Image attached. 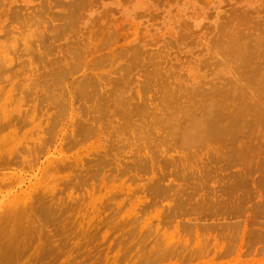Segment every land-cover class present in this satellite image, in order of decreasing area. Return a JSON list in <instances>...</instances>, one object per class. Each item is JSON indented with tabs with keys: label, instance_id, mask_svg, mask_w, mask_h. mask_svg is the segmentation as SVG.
I'll return each mask as SVG.
<instances>
[{
	"label": "rangeland",
	"instance_id": "374dc122",
	"mask_svg": "<svg viewBox=\"0 0 264 264\" xmlns=\"http://www.w3.org/2000/svg\"><path fill=\"white\" fill-rule=\"evenodd\" d=\"M0 138L46 264H264V0H0Z\"/></svg>",
	"mask_w": 264,
	"mask_h": 264
},
{
	"label": "bare ground",
	"instance_id": "6f19581e",
	"mask_svg": "<svg viewBox=\"0 0 264 264\" xmlns=\"http://www.w3.org/2000/svg\"><path fill=\"white\" fill-rule=\"evenodd\" d=\"M255 55V54H254ZM46 76V75H45ZM130 76V74H129ZM124 77H128L127 75H124ZM133 78V76L131 77ZM129 79L130 82L132 81V79ZM128 79V78H127ZM40 80V79H39ZM42 80V79H41ZM120 80V78H119ZM119 80H117L119 82ZM124 80V79H123ZM37 81V80H36ZM122 82V80L120 81ZM125 82V81H124ZM134 82V81H133ZM132 82V83H133ZM39 83V82H38ZM42 83V82H41ZM117 83V82H116ZM115 83V84H116ZM131 83V84H132ZM37 84V83H36ZM122 84V83H121ZM129 84V83H128ZM130 84V86H131ZM124 85V84H122ZM135 85V84H133ZM119 83H117L116 87L118 88ZM125 88L127 89V83L125 84ZM38 87V86H37ZM140 87V85H139ZM44 88V86H43ZM144 88V87H143ZM131 89V88H130ZM129 89V90H130ZM46 90V89H45ZM119 90V89H118ZM133 91V89H132ZM131 91V92H132ZM141 91V90H140ZM27 92V91H26ZM121 92V91H120ZM119 92V94H120ZM24 93V92H23ZM116 93V92H114ZM122 93V92H121ZM161 93L160 91L158 92V94ZM39 94V93H38ZM43 94V93H42ZM112 94V93H111ZM45 95V94H44ZM110 95V94H109ZM113 95V94H112ZM128 95V94H127ZM160 95V94H159ZM158 95V96H159ZM48 96V95H47ZM118 96V94H117ZM116 96V98H117ZM130 96V95H129ZM135 97V96H134ZM162 101L161 102V105H162V111H161V114L163 113V105L165 103V95L162 94ZM119 100V98H117ZM130 99V98H129ZM136 99V98H135ZM138 99V98H137ZM146 99V98H145ZM161 99V98H160ZM41 100V99H40ZM114 100V99H113ZM152 100V99H151ZM150 100V101H151ZM111 101V100H110ZM116 101V99H115ZM140 101V100H139ZM18 102V101H17ZM112 102V101H111ZM117 102V101H116ZM142 102V101H141ZM133 103V102H132ZM140 104V102H138ZM148 103V102H147ZM46 104V103H45ZM125 104V103H124ZM143 104V102L141 103ZM140 104V105H141ZM145 104V102H144ZM152 104V103H151ZM136 105V104H135ZM138 105V104H137ZM146 105V104H145ZM125 109L128 110V114L129 116L133 117V114H141V111H142V117L143 116H146L148 115L146 112V114L144 113V108L143 107H140L139 108H136L134 107V105H132L131 103H128L126 105H123ZM111 107V106H110ZM146 107V106H145ZM118 109V108H117ZM125 109L123 110L125 112ZM44 110V109H43ZM110 110V109H109ZM178 111V110H176ZM121 115V114H120ZM126 117V116H125ZM127 118V117H126ZM148 118H151L150 116ZM31 119V118H30ZM122 119V118H121ZM133 119V118H132ZM137 119V118H136ZM139 119V118H138ZM128 120V119H127ZM126 120V121H127ZM126 121H124L126 123ZM139 121V120H138ZM137 121V122H138ZM147 121H149L147 119ZM160 122H162V119L161 118H153V123H156V124H159ZM130 123V122H129ZM127 124V123H126ZM149 124V123H147ZM151 125V123H150ZM131 126V125H130ZM130 126H128L127 124V127L131 128ZM140 126V125H139ZM4 127V126H3ZM140 128V127H139ZM150 128V126H149ZM130 130V129H129ZM186 137L183 141L184 143V148L186 150H184L185 152H188V151H192L193 149L195 150V147H198L199 145L196 144L194 145V142L195 139H194V130H191L190 128L189 129H186ZM3 138V137H2ZM1 139V138H0ZM6 141V140H5ZM3 143V142H2ZM1 145V144H0ZM14 148V147H13ZM18 148V147H17ZM16 148H14L15 150ZM13 152V151H12ZM193 152V151H192ZM186 155V154H185ZM184 155V156H185ZM2 158V157H1ZM16 167V166H15ZM11 168H14V167H11ZM15 169V168H14ZM41 198V197H40ZM65 204V203H64ZM71 204V203H70ZM63 205V204H62ZM31 206V205H30ZM33 206V205H32ZM31 206V207H32ZM64 206V205H63ZM61 206H59V209H60ZM70 207V206H69ZM25 208V207H24ZM29 208V206H28ZM27 208V209H28ZM11 209V208H10ZM16 209H19V207H17ZM26 209V208H25ZM12 211V209H11ZM9 210V212H11ZM34 211V209H33ZM32 211V212H33ZM68 211V210H67ZM65 210V212H67ZM27 212V213H26ZM24 211V209H19L18 211L15 212V210L13 211V213H10L11 215L7 217V221L4 223H0V264H21V263H24V262H28V264H32V260L35 259V264H46L48 259H49V254L56 251L57 249L59 250V247H58V244L59 243H56L55 242V238H51L47 241V244H46V236L44 235V242H45V245L44 247H41L38 252L37 250H33L32 254L30 252V248L27 246V243L29 241V231L28 233L24 230V226L25 225H28L27 223L29 222L28 220V217H29V211ZM31 212V210H30ZM49 213V212H48ZM64 213V212H63ZM31 214V213H30ZM65 214V213H64ZM53 215V214H52ZM59 215V214H58ZM68 216V215H67ZM54 216H52L53 218ZM63 218V217H62ZM73 218V217H72ZM50 219H51V215H50ZM65 219V218H63ZM49 220V219H48ZM60 221V220H59ZM71 221V220H70ZM38 222V221H36ZM62 222V221H61ZM67 222V221H66ZM52 224V223H51ZM56 224V223H54ZM62 224V223H61ZM30 225V224H29ZM28 226H25L26 228L29 227ZM67 225V223H66ZM43 225H41L42 227ZM24 228V229H23ZM29 229V228H28ZM46 231V230H45ZM44 231V232H45ZM36 232V231H35ZM54 232V231H53ZM67 235V234H66ZM65 235V236H66ZM63 236V235H62ZM61 241V239H60ZM65 242V241H64ZM42 246V245H41ZM79 246V245H78ZM38 247V246H37ZM63 247V246H62ZM64 248V247H63ZM69 248V247H68ZM75 248V247H74ZM73 248V249H74ZM57 250V251H58ZM37 252V253H36ZM31 258V261L29 258ZM53 260V259H52ZM56 260V259H55ZM60 260V259H59ZM20 261V262H19ZM53 262V261H52Z\"/></svg>",
	"mask_w": 264,
	"mask_h": 264
}]
</instances>
